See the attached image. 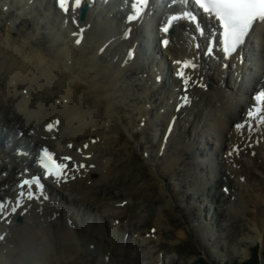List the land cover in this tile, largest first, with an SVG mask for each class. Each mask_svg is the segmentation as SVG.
Listing matches in <instances>:
<instances>
[{"label":"bare ground","instance_id":"obj_1","mask_svg":"<svg viewBox=\"0 0 264 264\" xmlns=\"http://www.w3.org/2000/svg\"><path fill=\"white\" fill-rule=\"evenodd\" d=\"M100 1L104 0H97L94 10L74 24L71 16L78 17L77 11L71 10L68 18L60 17L54 0H0V18L9 14L13 22L31 14L36 2L40 4L36 6L39 13L32 18L38 24L40 19H48V23L40 25L48 33L42 30L31 32L36 36L32 47L39 49L52 65L49 82L44 84L40 94L42 104L37 119L25 124L0 104V134L6 140L4 148L7 150L0 151V201L4 202L13 195L12 188L6 189L9 185L18 191L23 190L18 179L20 176L23 179L37 173V154L42 146L48 147L65 164L68 161L63 160L64 157L72 158L65 176L69 181L56 180L46 200L12 196L10 208L15 206L13 202L17 199L20 206L15 214L3 221L1 217L10 208L0 210V264H44L51 253L59 257L73 250V254H78L90 247L99 252L104 262L108 256L109 263L113 264H128L142 258L140 247L157 238L158 230L161 232L164 226L163 207L151 221L157 232L146 231L141 225L145 218L141 212L135 217L132 212L127 216L125 209L129 206L117 205L129 200L124 190L110 182L107 187L111 186L112 190L99 188L111 177L112 163L116 158L114 144L117 139L113 136L107 146L108 131L103 130L104 125L108 123L107 129L111 133L123 112L134 117L130 121L133 128L140 121L137 132L144 131L157 119L163 121L157 133L159 140L153 146L158 154L159 168L152 161L162 178L167 207L183 209L175 202L187 199V206L197 203L194 209L202 213L201 205L205 202H211V208L215 204L212 215H205L206 223L199 221L198 226L202 224L200 228L211 227L212 234L219 233L215 237L218 244L225 239L227 230L220 222L229 221L236 214L234 211L240 210L249 232L241 239L243 244L237 245L235 250L247 254L249 248L260 241L264 231V135L261 134L264 127L254 126L259 131L256 134L240 133L241 123L247 121L245 116L254 104L253 95L264 87V21L255 25L250 40L233 58L220 54L210 58L205 56L204 49L197 50L193 46L197 31L190 22L175 27L169 45L162 48L160 28L169 15L164 16L165 11H158L155 3L151 7L154 14L149 18L150 29L146 31L142 25L144 20H141L134 26L131 37L126 38L124 1L116 0V5H104ZM164 2L169 12L180 9V5H172V0ZM13 24L17 31L11 35L15 39L23 29H19L21 23ZM80 28L84 29L83 39L77 45L75 39L78 36L73 33L80 34ZM41 35L44 36L38 38ZM199 41L203 43L204 38ZM130 49L136 52L134 60L129 58ZM251 56L253 59L249 58ZM177 61L195 64V69L189 67L185 70V85L175 74L180 67ZM110 68L116 76L122 77L120 88L113 82ZM158 77H164L162 84L169 85L164 93L160 91ZM185 86H189L184 95L189 93L191 107L177 112ZM134 97L139 101H134ZM128 102L134 103L130 105L134 107L133 111L124 108ZM102 115L106 122L94 127ZM174 118L171 134L167 135ZM57 119L59 125L47 131L46 126ZM119 119L122 122L121 116ZM125 130L130 131L128 127ZM85 144L87 148H84ZM206 144L210 146L209 150L201 151ZM237 148L239 151H234ZM99 150L103 155L98 153ZM81 164L83 168L79 167ZM171 166L183 169L176 184L168 179L174 185L170 186L169 193L163 176ZM110 167L111 171L106 175ZM93 173L98 176L95 180L91 179ZM211 183L219 184L221 190L213 186L215 191L212 194ZM113 188L117 189L115 191L120 189L123 194L117 195L112 192ZM115 198L122 202L108 206L107 202ZM18 216L23 218L21 225L16 224ZM133 218L136 224L132 223ZM207 221H211L210 224ZM127 234L130 235L128 240L125 239ZM182 234L174 231L175 238Z\"/></svg>","mask_w":264,"mask_h":264},{"label":"rangeland","instance_id":"obj_2","mask_svg":"<svg viewBox=\"0 0 264 264\" xmlns=\"http://www.w3.org/2000/svg\"><path fill=\"white\" fill-rule=\"evenodd\" d=\"M34 7L35 9L31 12V14L23 16L16 22H13V20L9 17V14H7V16L3 19L0 18V37L4 38L5 28L8 25V21H12L16 25H20L19 23H21L19 29L30 30L29 32H39V30H42L44 33H48L47 30L41 29V26L38 24V22H35V19L32 18L35 16V14L39 13V11L36 9V6ZM44 21L46 20H40V22L43 24ZM42 36L44 35H41L38 38H42ZM38 40L40 43L46 44L41 39ZM47 45L52 46L51 43H48ZM110 71L113 76V82L117 84V88H120L123 81L122 77L116 76L111 68ZM138 88H140L139 85ZM166 89H168V86L161 88L163 91H166ZM237 92L238 91H235L236 94ZM129 109H132L133 111V108ZM120 116L123 118V123L121 120L118 121L117 128H115L111 133L110 130L107 129L108 123H105L104 125L105 129L103 130L108 131L106 133L108 140L107 146L112 141L113 136L117 139V143L114 144L116 158L112 163L113 170L111 171L110 167L106 173L107 175L111 171V177L104 181L102 187L99 188L104 187L108 190H112L111 186L107 187V185L112 183L117 185V188L124 190L128 194L129 199H132L129 202V207L125 209V215H131L132 212V217H135L136 215H140L139 213L141 212L142 215L146 216L141 224L143 227H146V231H150V229L153 227L151 226V221L156 219L160 208L163 207V211L165 213V216L163 217L164 226L162 227V234L158 230L157 238L151 240L149 243L144 244L143 247H140L143 250V253L141 254L142 258L136 260V262H129L128 264H194L197 261L198 253L200 252H205L214 264L246 261L252 255L251 249L256 247V244L251 246L247 255L239 254L237 253L238 251L235 250L237 245L243 244L241 243V239L246 237L249 232V226L247 225L246 218L240 215V210H235L234 212H236V214L229 221L228 219H224L225 221L223 223L220 222V224H224L227 228V230L224 232L225 239H223V241L225 240L226 243H223L222 241V243L218 244L215 243L214 238L218 236L219 233L215 235L212 234L213 229L211 227L203 229L200 228V226H203L202 224L198 226L199 220H201L204 224L205 216L204 213L203 216H201V213H198V211L194 209V205H196L195 203H191L187 206L186 203H184L186 202V199H183L184 202L176 200L175 205H180L183 207V209H169L165 200L167 197L166 193L162 189V178L155 166H153V164L156 163V166L159 168V163H157L156 160L158 154H156L153 149H151V146L156 143L155 132L156 127L160 125V123L155 120L152 125L148 126V129L144 130L143 132H137L136 129L138 128V122L136 127L133 128L131 126L132 124L130 122V118L133 117L132 115L130 116L129 114L122 113ZM110 121H112V119ZM104 122H106V120L102 115L97 119L94 127H98ZM127 127L130 130L129 132L125 130ZM3 141L4 138L0 137V148H3ZM209 148L210 146L206 144L203 148H201V151L203 150V152H207ZM151 150L153 151V155H156L155 158H152L154 163L150 157H145V154H148L149 156L151 155ZM98 153L102 154V151L99 150ZM2 158H5V156ZM106 160L108 167L110 166V162L108 158ZM182 169V167L177 169L171 168L165 172L163 181L169 193H171L170 186H174L172 184H176V179ZM98 174L100 176V172H98ZM93 175L97 176L96 173H93L91 175V179L95 180L98 178V176L94 178ZM168 179H170L172 184ZM99 183L101 184L103 182ZM218 185L219 184L216 183H211L209 185V187L212 189V194L215 191V189L213 190L212 187H218ZM11 188V185L6 187V189ZM120 189L115 191L117 189L113 188L112 192L118 195L119 193H122ZM218 189L221 190L220 187H218ZM191 194L193 195V192H191ZM205 196H207V193H205ZM195 197H197V195H195ZM119 200L120 199L115 198L111 201H108L107 205L115 206L116 202H122ZM117 205L121 206V203ZM201 207L203 210L205 209V214H207V216H211L215 210V204L211 208V202H205L203 205H201ZM106 213L108 214V212H105V214ZM131 221L133 224H136V220L134 218ZM207 222L210 224L211 221ZM146 223H148V225H146ZM214 223L215 221H213V224ZM145 230H143V233ZM177 230H180L183 233L180 238L174 237V231ZM261 233L262 238L257 243L259 246L257 248L259 249V251H257V253L259 252V256L264 254V231ZM248 242H250V239ZM73 253L74 250L67 255L59 257H56L53 255V253H51L49 256H47V259L49 260H47L44 264H113L109 263L107 258L104 259V262L101 258L102 256H100L99 252H97L95 249H85L80 251L78 254Z\"/></svg>","mask_w":264,"mask_h":264},{"label":"snow or ice","instance_id":"obj_3","mask_svg":"<svg viewBox=\"0 0 264 264\" xmlns=\"http://www.w3.org/2000/svg\"><path fill=\"white\" fill-rule=\"evenodd\" d=\"M69 0H57L58 6L63 10L65 14L69 12V8L66 6ZM141 4H147L148 0H139ZM195 3L199 6L200 9L203 10L205 14H209L210 18H213L219 23L220 29H222V38L224 44V53L227 56L235 51L237 47H239L248 36L250 30L254 22L258 20L264 21V0H195ZM76 7H80L81 0H75ZM176 17L173 16L172 20H175ZM192 20L195 21L196 17H192ZM172 25V21H168L165 24L161 31L164 34H168L170 31V26ZM199 27V26H198ZM82 29L78 36L75 39V43L79 45L82 40ZM202 32V30H201ZM74 36L77 33H73ZM161 44L163 47H167L169 45V40L167 38L162 39ZM206 54H212V48L209 47L206 50ZM177 64H180V67L176 70V75L181 78L183 83H187L183 78L186 75L185 70L190 66L187 62L177 61ZM192 67H195L193 65ZM227 67V65H224ZM186 99V98H185ZM254 101L257 104H264V90H261L255 97ZM249 119L252 118V112H249ZM60 121L57 119L53 123H49L46 126L47 131H52L54 126H58ZM94 142V141H93ZM72 147V145H69ZM88 145L85 144L84 148H87ZM234 151L238 152L239 148L234 149ZM41 159L43 161H48V163H44L42 166L47 169V174L52 176L56 180H61L64 178L65 170L69 168V164H65L63 162L56 163L52 160L49 152L45 149L42 153ZM71 157H64L63 160L71 162ZM84 165H79V167H83ZM27 186V195L34 196L39 199L40 195V187L41 185L37 184L36 192L32 191L33 185H31L28 179H25L20 184V187L24 189ZM19 195L23 196L24 193L21 192ZM15 206L10 208L12 213L17 211V208L20 206L19 199L13 202ZM5 203L0 202V210L5 208Z\"/></svg>","mask_w":264,"mask_h":264},{"label":"clouds","instance_id":"obj_4","mask_svg":"<svg viewBox=\"0 0 264 264\" xmlns=\"http://www.w3.org/2000/svg\"><path fill=\"white\" fill-rule=\"evenodd\" d=\"M13 31H17L15 25L8 21L4 38L0 39V104L27 124L40 115V94L49 82L52 65L32 47L35 35L20 30L14 39Z\"/></svg>","mask_w":264,"mask_h":264},{"label":"trees","instance_id":"obj_5","mask_svg":"<svg viewBox=\"0 0 264 264\" xmlns=\"http://www.w3.org/2000/svg\"><path fill=\"white\" fill-rule=\"evenodd\" d=\"M196 264H209V263L203 259H200ZM244 264H260L259 257H258V254L256 253V251L254 252V255L251 258V260L249 262L244 263Z\"/></svg>","mask_w":264,"mask_h":264},{"label":"water","instance_id":"obj_6","mask_svg":"<svg viewBox=\"0 0 264 264\" xmlns=\"http://www.w3.org/2000/svg\"><path fill=\"white\" fill-rule=\"evenodd\" d=\"M19 221H21V219H19ZM264 264V263H263Z\"/></svg>","mask_w":264,"mask_h":264}]
</instances>
